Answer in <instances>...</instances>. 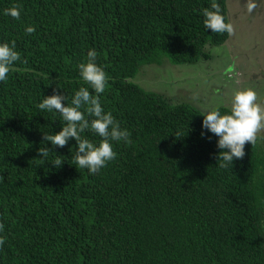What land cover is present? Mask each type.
Here are the masks:
<instances>
[{"label":"trees","instance_id":"obj_1","mask_svg":"<svg viewBox=\"0 0 264 264\" xmlns=\"http://www.w3.org/2000/svg\"><path fill=\"white\" fill-rule=\"evenodd\" d=\"M228 1L0 0V12L20 8L0 14V41L20 53L0 82V264H264V128L224 162L200 110L133 80L163 59H210L230 32L206 29L202 9L215 3L230 23ZM89 48L110 77L104 109L131 133L96 174L71 159L74 140L43 142L65 122L38 108L54 89L70 102L87 87L77 65Z\"/></svg>","mask_w":264,"mask_h":264},{"label":"clouds","instance_id":"obj_2","mask_svg":"<svg viewBox=\"0 0 264 264\" xmlns=\"http://www.w3.org/2000/svg\"><path fill=\"white\" fill-rule=\"evenodd\" d=\"M0 14L19 19L20 8L14 5L3 9ZM202 16L206 29H211L212 32H231V24L225 22L217 4L213 3L211 8H203ZM24 30L31 34L35 31V26L26 25ZM97 57V50L89 48L86 59L77 65L79 77L87 87L81 85L74 92L70 102L65 95L57 94L54 89L53 95L44 96L38 104L39 109L59 115L65 122L55 134L44 133L43 142H50L52 146L62 148L70 139L74 140L75 145L69 148L70 152L75 150L71 159L80 168L87 169L89 174L100 172L109 161L115 159L117 153L113 150V142L127 144L130 143L131 136L130 131L121 126V122L113 113L104 109L101 94L105 92L110 77L104 66L97 63ZM18 60L20 53L16 50V42L0 41V82L8 78ZM62 101L66 103L62 104ZM201 116V136L206 133L215 135L216 147L219 150L217 158L224 162L243 158L245 143H252L258 130L264 128V107L258 103L257 92L251 87L237 89L232 93L230 111L221 113L219 108L215 107L206 110ZM86 130L99 136V141L93 142L84 135ZM38 152L41 160L52 153L46 146L39 147ZM57 163H60L59 160ZM3 232L4 225L0 223V246L4 245L6 239Z\"/></svg>","mask_w":264,"mask_h":264},{"label":"rangeland","instance_id":"obj_3","mask_svg":"<svg viewBox=\"0 0 264 264\" xmlns=\"http://www.w3.org/2000/svg\"><path fill=\"white\" fill-rule=\"evenodd\" d=\"M252 1H228L231 32L225 44L210 49V59L180 65L163 59L160 65L142 66L134 82L202 113L215 107L230 109L232 93L245 87L257 92L258 103L264 107V0H256L259 4L254 9ZM242 2L243 7L237 5Z\"/></svg>","mask_w":264,"mask_h":264},{"label":"crops","instance_id":"obj_4","mask_svg":"<svg viewBox=\"0 0 264 264\" xmlns=\"http://www.w3.org/2000/svg\"><path fill=\"white\" fill-rule=\"evenodd\" d=\"M228 3V2H227ZM243 2L242 3H237V5H239V6H241V7H243ZM258 2L256 1V0H254V1H252V9H254L255 7H257L258 6ZM230 14V13H229ZM236 16H238V14H235V15H233V18H235L236 19ZM256 16H260L261 17V15H256ZM230 23H231V28H232V20L230 21ZM262 26H264L263 24H261ZM258 27H259V25H258ZM233 32H234V29H233Z\"/></svg>","mask_w":264,"mask_h":264}]
</instances>
